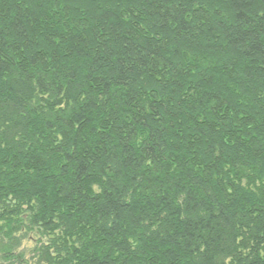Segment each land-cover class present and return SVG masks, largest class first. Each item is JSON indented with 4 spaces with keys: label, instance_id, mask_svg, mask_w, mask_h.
<instances>
[{
    "label": "trees",
    "instance_id": "trees-1",
    "mask_svg": "<svg viewBox=\"0 0 264 264\" xmlns=\"http://www.w3.org/2000/svg\"><path fill=\"white\" fill-rule=\"evenodd\" d=\"M249 1L0 0L1 259L264 264Z\"/></svg>",
    "mask_w": 264,
    "mask_h": 264
},
{
    "label": "rangeland",
    "instance_id": "rangeland-1",
    "mask_svg": "<svg viewBox=\"0 0 264 264\" xmlns=\"http://www.w3.org/2000/svg\"><path fill=\"white\" fill-rule=\"evenodd\" d=\"M249 2L253 4L252 0ZM252 6H249V8ZM254 6L256 5L254 4ZM18 236H20L21 239L17 246L13 248V255L20 256V259H17L16 261H6L0 257V264H43V262L40 261L42 259H39L35 252V249L39 247V240L36 235L33 232L22 231Z\"/></svg>",
    "mask_w": 264,
    "mask_h": 264
}]
</instances>
